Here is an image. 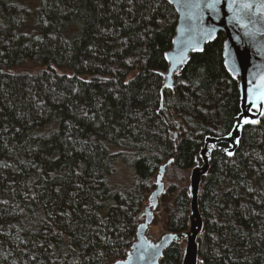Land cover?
I'll use <instances>...</instances> for the list:
<instances>
[{"label": "trees", "instance_id": "1", "mask_svg": "<svg viewBox=\"0 0 264 264\" xmlns=\"http://www.w3.org/2000/svg\"><path fill=\"white\" fill-rule=\"evenodd\" d=\"M21 6L0 0V264H111L158 166L174 157L167 170L190 171L203 138L228 134L240 113L224 37L169 90L158 74L177 19L168 0ZM161 203L165 229L186 231V186L171 182ZM198 203L202 264H264V116L233 156L213 153ZM183 245L160 264H181Z\"/></svg>", "mask_w": 264, "mask_h": 264}, {"label": "water", "instance_id": "2", "mask_svg": "<svg viewBox=\"0 0 264 264\" xmlns=\"http://www.w3.org/2000/svg\"><path fill=\"white\" fill-rule=\"evenodd\" d=\"M168 2L174 8L177 19L171 48L165 53L167 69L158 71L163 79V88H166V84H171L172 86L166 89L173 90L175 76L186 67L191 55L203 52L206 44L222 34L224 37L223 64L230 76L237 80L240 113L235 118L229 132L231 135L229 133L224 136L206 135L203 139L195 165L190 169L189 181L186 186L189 197L187 230L181 233L166 230L158 237L148 234L151 227L159 224L161 198L166 191L164 178L167 167L174 161V157H172L158 166L153 175V188L143 196V206L137 213L139 221L132 242L125 251V256L111 264H160L165 250L173 243L181 242H184L181 264H202L203 260L199 254V237L204 232V218L200 212L198 201L201 184L210 169L213 153L219 151L228 155L231 152L232 155L228 156H233L240 146L245 126L241 117L259 122L262 117L256 109L248 110L250 103L248 102L247 89L249 80L257 83L260 76L264 75V17H255L256 23L253 25L249 23L253 19L251 13L240 11L239 3L234 5L236 15L240 17L241 23L248 24V28H244L241 27V23H237L233 19V11L228 7L231 0H221L215 11L205 7L208 0H171V2L168 0ZM197 4L199 7H196ZM211 29H215V31L209 36L208 32ZM249 31L254 35H245ZM226 61L228 67L225 66ZM229 67H233L235 72L229 71ZM261 108H264V104H261ZM238 123L242 125L239 128L237 127ZM173 137L177 138L176 133ZM236 140L239 141L238 144ZM156 245L159 247L156 248Z\"/></svg>", "mask_w": 264, "mask_h": 264}, {"label": "snow or ice", "instance_id": "3", "mask_svg": "<svg viewBox=\"0 0 264 264\" xmlns=\"http://www.w3.org/2000/svg\"><path fill=\"white\" fill-rule=\"evenodd\" d=\"M171 2V0H170ZM221 3V0H208V3L205 5L208 9L215 11L217 8V5ZM239 3V10L250 12L253 19L249 21V23H252L253 25L256 23L255 17H264V0H231L228 7L230 10L233 11V19L237 21V23H241V19L239 16L236 15V9L233 7L234 5H237ZM196 7H199V4L196 5ZM241 27L248 28L247 23H241ZM215 31V29H211L208 32V35L211 36L212 33ZM245 35H254L252 32H246ZM226 67H228L227 61L225 64ZM229 71L235 72V69L233 67H229ZM162 75V74H161ZM249 87L247 89V97L248 102L250 103V108L248 109L251 111V109H256L257 112L261 116H264V108H261V104H264V75H261L259 78V81L257 83H253L252 80L248 81ZM171 84H166V88H170ZM255 115V113H253ZM243 120V124H257L259 123L258 120L249 119L247 117H241ZM239 123L237 124V127H241ZM231 135V133H229ZM236 143L238 144L239 141L236 140ZM215 147V146H213ZM228 155H232L231 152L228 153ZM4 203H7L6 201ZM175 239V237H173ZM156 248L159 247V245L155 246Z\"/></svg>", "mask_w": 264, "mask_h": 264}, {"label": "rangeland", "instance_id": "4", "mask_svg": "<svg viewBox=\"0 0 264 264\" xmlns=\"http://www.w3.org/2000/svg\"><path fill=\"white\" fill-rule=\"evenodd\" d=\"M17 1L19 2V4L22 5L21 7L24 9V12H26L27 14L29 13L32 16L35 14V11L38 9V7L42 2V0H17ZM38 68L39 66H28L25 69L36 70ZM128 172H129L128 169L126 168V166H124L123 173L128 175ZM189 173L190 171L179 174L174 169L167 170L166 177L164 178V182L166 181L165 187L168 188L171 182H175L179 186H187L189 181ZM124 178H126V176H124ZM161 207L162 210L159 213L160 216L159 224L149 229V235H151L152 237H158L162 232L166 231L165 229L166 214L164 213L163 210L164 207L162 206V203H161Z\"/></svg>", "mask_w": 264, "mask_h": 264}, {"label": "bare ground", "instance_id": "5", "mask_svg": "<svg viewBox=\"0 0 264 264\" xmlns=\"http://www.w3.org/2000/svg\"><path fill=\"white\" fill-rule=\"evenodd\" d=\"M174 133H176V136L178 137V135H177V132H174ZM174 133H173V135H174ZM174 138V137H173ZM177 139V138H176ZM204 139V138H203ZM175 140V139H174Z\"/></svg>", "mask_w": 264, "mask_h": 264}]
</instances>
